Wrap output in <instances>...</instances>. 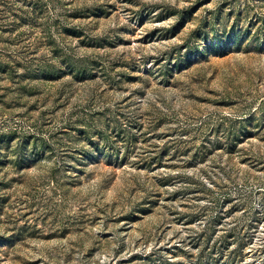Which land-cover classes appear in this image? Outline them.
<instances>
[{"label":"rangeland","instance_id":"374dc122","mask_svg":"<svg viewBox=\"0 0 264 264\" xmlns=\"http://www.w3.org/2000/svg\"><path fill=\"white\" fill-rule=\"evenodd\" d=\"M0 264H264V0H0Z\"/></svg>","mask_w":264,"mask_h":264}]
</instances>
